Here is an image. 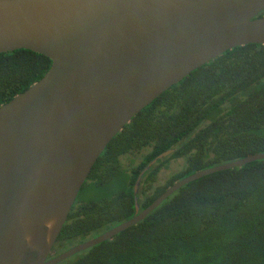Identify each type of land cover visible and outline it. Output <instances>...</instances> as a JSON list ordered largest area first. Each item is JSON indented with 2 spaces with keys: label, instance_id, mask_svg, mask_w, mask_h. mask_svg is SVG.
I'll return each mask as SVG.
<instances>
[{
  "label": "water",
  "instance_id": "95a60500",
  "mask_svg": "<svg viewBox=\"0 0 264 264\" xmlns=\"http://www.w3.org/2000/svg\"><path fill=\"white\" fill-rule=\"evenodd\" d=\"M264 0H0V55L49 58L42 80L0 107V264H61L135 227L184 186L62 254L54 246L98 159L145 108L228 51L264 46ZM49 258H52L49 260Z\"/></svg>",
  "mask_w": 264,
  "mask_h": 264
},
{
  "label": "trees",
  "instance_id": "16d2710c",
  "mask_svg": "<svg viewBox=\"0 0 264 264\" xmlns=\"http://www.w3.org/2000/svg\"><path fill=\"white\" fill-rule=\"evenodd\" d=\"M51 66L49 58L28 50L1 54L0 107ZM168 151L141 182V211L182 179L264 153V46L226 52L133 118L82 188L126 175V189L99 201L78 197L54 250L62 254L133 219L141 172ZM181 158L186 166L156 184L169 162ZM61 264H264V160L184 186L135 227Z\"/></svg>",
  "mask_w": 264,
  "mask_h": 264
},
{
  "label": "rangeland",
  "instance_id": "374dc122",
  "mask_svg": "<svg viewBox=\"0 0 264 264\" xmlns=\"http://www.w3.org/2000/svg\"><path fill=\"white\" fill-rule=\"evenodd\" d=\"M127 162H128V160H127ZM135 162L137 164L140 162V160L137 159ZM185 166H186V159L185 158L178 159L177 161L172 162L171 164L169 162V168L164 169L161 172V174L159 175V177L157 179L156 184H161L163 182L165 183V181H167L169 178H171L174 174L181 171ZM121 177L122 178L120 180H118V181L114 180L113 182H110L109 184H107L105 186H99L97 188L95 186H92V185L87 186L86 189L84 188L82 190V192L80 193L78 200L83 201V202L99 201L100 199L109 198L113 195L119 194L121 191L126 189V185H125L126 175H121ZM78 245H80V244H74L73 246L69 247L68 249L70 250V249H72Z\"/></svg>",
  "mask_w": 264,
  "mask_h": 264
}]
</instances>
